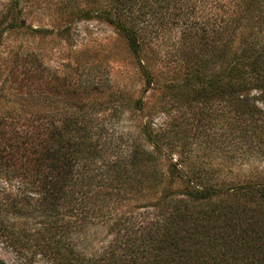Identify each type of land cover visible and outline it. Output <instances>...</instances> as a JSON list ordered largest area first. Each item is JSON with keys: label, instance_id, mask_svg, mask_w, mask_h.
I'll use <instances>...</instances> for the list:
<instances>
[{"label": "trees", "instance_id": "trees-1", "mask_svg": "<svg viewBox=\"0 0 264 264\" xmlns=\"http://www.w3.org/2000/svg\"><path fill=\"white\" fill-rule=\"evenodd\" d=\"M191 1L54 3L57 18L111 25L136 56L141 93L160 87L175 113L169 128L123 129L114 122L123 113H145L139 97L83 62L46 79L39 54L24 53L0 79V241L16 256L0 264H264V172L227 178L187 143L178 148L194 109L213 104L229 116L220 141L234 157L264 160V0H213L201 21ZM25 2L0 11V44L7 32L49 33L26 25ZM176 20L187 24L169 55L178 69L160 83L142 56Z\"/></svg>", "mask_w": 264, "mask_h": 264}, {"label": "rangeland", "instance_id": "rangeland-1", "mask_svg": "<svg viewBox=\"0 0 264 264\" xmlns=\"http://www.w3.org/2000/svg\"><path fill=\"white\" fill-rule=\"evenodd\" d=\"M24 1H26V6L23 14L26 16V25L31 28L47 29L49 33L40 36L15 32L5 33V38L0 44V69L3 71L1 80L5 78L4 72L8 71L13 63L21 60L24 53L39 54V69L43 70V77L46 79H50L51 75L62 65H68L71 67L69 71L74 72L77 62H83L86 64V70L96 71L112 90H122L132 94L134 97H139L144 103L145 113L139 111V114L131 116L129 112H125L114 121L115 125L123 129H134V124L146 120L153 127H171L169 124L175 112L171 109L167 110L162 105L165 101L163 90L160 87L158 89L149 88L147 92L141 93L144 80L142 76L138 75L134 66L136 56L130 53L126 40L120 37L111 25L95 17L71 22L64 18H57L53 7L54 3L60 0ZM35 1H40V3L37 5ZM8 2L9 0H0V11ZM31 3L37 5V8L30 6ZM46 3L47 6H44ZM189 3L196 6L194 9L197 15L200 14V21L208 19L209 13L215 10L213 0H194ZM149 13L151 14L150 11ZM145 17L148 18L149 14ZM67 24L70 25V31L66 37L65 34L58 33V30ZM166 25L165 30L149 43L150 47L157 49L156 54H152L148 50L142 56L150 69L159 74L158 81L160 83L175 76L178 67L170 61L169 55L172 44L187 27V24L180 20L168 21ZM215 108L213 104L205 107L204 110L206 113L208 112V115L206 113L203 115L200 109H194L193 125L187 133H184L183 139L178 143V148L187 143V146H184L186 149L190 147L192 155H197V159L204 157L211 161L227 178H244L251 169L264 172V160L247 156L246 151H243L241 156L234 157V154H237L233 151V143L220 141L223 129L227 130L225 127L230 121L226 113V115H222ZM182 110H184L182 112L187 118L186 120L193 119L191 110ZM196 123L197 128H195ZM178 148L171 150L169 157L168 155L161 157L163 167L168 161L179 158ZM96 232L99 237L105 234V230L99 227L96 228ZM0 259L6 262L16 259L11 248L1 241Z\"/></svg>", "mask_w": 264, "mask_h": 264}]
</instances>
